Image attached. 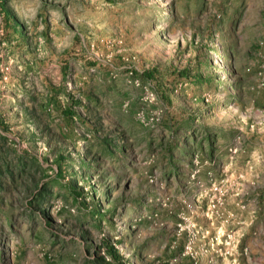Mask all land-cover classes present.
<instances>
[{"label": "rangeland", "instance_id": "374dc122", "mask_svg": "<svg viewBox=\"0 0 264 264\" xmlns=\"http://www.w3.org/2000/svg\"><path fill=\"white\" fill-rule=\"evenodd\" d=\"M0 264H264V0H0Z\"/></svg>", "mask_w": 264, "mask_h": 264}, {"label": "trees", "instance_id": "16d2710c", "mask_svg": "<svg viewBox=\"0 0 264 264\" xmlns=\"http://www.w3.org/2000/svg\"><path fill=\"white\" fill-rule=\"evenodd\" d=\"M88 183V182H87ZM75 190V189H74ZM75 191H77V190H75ZM77 193V192H76ZM95 193V192H94ZM83 194V193H82ZM85 194V193H84ZM86 195V194H85ZM94 196V195H93ZM94 198V197H93ZM98 203H97V201L95 202V200L93 201V203H92V206H91V208H90V217H92V218H94L95 217V220H96V223L98 224V225H100L101 224V222L105 219L107 222H109L111 219H112V217H113V215H114V209L112 208V209H109V208H107V210L105 211V213L103 214V213H101V210H100V208L98 207ZM109 252H110V254L114 257V258H116L117 259V254H116V252H114V250H109ZM118 260V259H117Z\"/></svg>", "mask_w": 264, "mask_h": 264}]
</instances>
